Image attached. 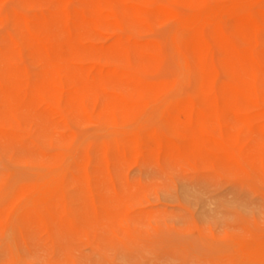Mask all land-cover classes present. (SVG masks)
<instances>
[{"label": "bare ground", "instance_id": "bare-ground-1", "mask_svg": "<svg viewBox=\"0 0 264 264\" xmlns=\"http://www.w3.org/2000/svg\"><path fill=\"white\" fill-rule=\"evenodd\" d=\"M147 22L172 35L114 38ZM106 35L104 47L88 42ZM166 60L178 79L139 75ZM20 107L57 147L29 162L32 177L15 188L21 224L35 219V200H113L103 195L107 182L131 165L264 176V0H0V119ZM65 118L105 137L57 133ZM49 207L38 218L52 230Z\"/></svg>", "mask_w": 264, "mask_h": 264}, {"label": "rangeland", "instance_id": "rangeland-1", "mask_svg": "<svg viewBox=\"0 0 264 264\" xmlns=\"http://www.w3.org/2000/svg\"><path fill=\"white\" fill-rule=\"evenodd\" d=\"M113 35L164 42L172 32L147 22L140 33L123 28ZM110 40L106 35L88 42L104 47ZM113 65L131 69L126 62ZM178 73L166 60L159 71L139 75L154 81L178 79ZM27 112L20 107L0 119V130L13 135L0 137V264H264V176L248 171L131 165L117 183L107 182L103 195L113 200H35V219L21 224L17 217L25 204L12 200L15 188L32 177L29 162L57 150ZM63 123L57 133L69 129L91 143L105 137L94 124ZM47 206L58 216L52 230L38 218Z\"/></svg>", "mask_w": 264, "mask_h": 264}]
</instances>
